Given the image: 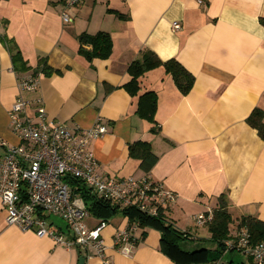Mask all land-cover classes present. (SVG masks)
Here are the masks:
<instances>
[{
  "label": "crops",
  "instance_id": "crops-1",
  "mask_svg": "<svg viewBox=\"0 0 264 264\" xmlns=\"http://www.w3.org/2000/svg\"><path fill=\"white\" fill-rule=\"evenodd\" d=\"M62 10L61 0H0V34L15 40L33 68L47 57L59 70L41 74L37 90H23L11 53L0 41V156L2 141L21 143L10 119L16 98L40 99L50 118L69 126L88 128L98 119L108 124V133L91 143L105 176L144 175L129 146L138 140L151 143L159 160L150 175L177 195L166 215L176 225L175 214L193 212L196 230L184 224L189 240L183 248L217 252L220 246L208 225L212 219L200 225L194 216L213 214L221 196L233 217L229 238L237 234L242 216L264 221V140L247 121L255 108L264 110V0H84L70 10L72 22L63 20ZM99 31L111 34L113 50L106 59L90 61L79 52L78 35ZM146 49L162 60L176 58L195 76L192 89L183 94L162 67L143 75L141 92L158 94L154 123L136 113V98L121 86L131 79V62ZM128 221L116 215L103 230L112 264H181L162 249L155 227L141 228L128 253L117 250L114 234ZM94 223L91 218L89 224ZM83 255L84 250L8 224L0 198V264H79ZM91 263L101 264L98 258ZM219 264L253 261L229 251Z\"/></svg>",
  "mask_w": 264,
  "mask_h": 264
},
{
  "label": "built area",
  "instance_id": "built-area-1",
  "mask_svg": "<svg viewBox=\"0 0 264 264\" xmlns=\"http://www.w3.org/2000/svg\"><path fill=\"white\" fill-rule=\"evenodd\" d=\"M61 1L63 20L72 22L70 10L84 0ZM174 26L179 28L180 24ZM38 84V77L19 80V86L26 91L37 90ZM10 119L21 143L1 142L5 153L0 156V198L7 212V223L34 231L40 237H51L66 248L84 250V264H92L94 258L101 264L112 263L103 237L109 221L91 215L84 198L76 192L79 183L113 206L137 207L151 216L161 210L166 213L176 201L177 195L150 173L120 178L99 173L91 143L108 133L109 126L103 119L88 128L69 126L50 118L42 100L32 102L22 95L14 101ZM211 213H200L194 218L202 225L212 219ZM55 217L64 221L65 229L55 222ZM91 218L96 223L89 224ZM141 228L145 227L139 222L128 221L125 227L117 229L113 239L116 249L128 253L130 244L138 241ZM229 251L251 256L253 264H264V240L252 244L245 226L226 240L224 254Z\"/></svg>",
  "mask_w": 264,
  "mask_h": 264
},
{
  "label": "trees",
  "instance_id": "trees-1",
  "mask_svg": "<svg viewBox=\"0 0 264 264\" xmlns=\"http://www.w3.org/2000/svg\"><path fill=\"white\" fill-rule=\"evenodd\" d=\"M122 17L121 13H117ZM264 24V19H262ZM80 42L79 52L92 61L94 58H108L113 50V40L109 32L99 31L95 34L83 32L78 35ZM0 41L6 46L12 56L13 69L18 73L19 79H25L21 75L23 72L32 70V77H39L41 74L51 75L59 70L53 68L47 60V57H41L38 65L33 68L24 58L19 46L14 39L7 34H0ZM162 67L166 73L170 74L174 79L177 87L183 94H187L195 83V76L176 58L168 60L160 59L157 54L146 49L143 51L141 58L134 60L128 67L131 79L121 85L129 94L136 98V113L152 123H154L156 112L158 109V94L154 90L141 92V79L143 75L154 68ZM248 123L258 130L259 135L264 140V110L260 107L255 108L247 118ZM153 132H157L156 128H152ZM130 155L140 160L139 167L144 173H150L157 164L159 156L153 151L149 141L138 140L130 144ZM83 198L90 211L95 218L110 221L116 215L127 217L129 222H139L142 227H155L161 231L162 249L172 255L175 260L181 264L201 263V262H217L225 252L226 240L230 237V226L233 222L232 214L228 209V202L223 196L219 201V206L213 212V218L208 223L209 230L212 233V239L218 243L217 252L211 256L210 250L201 248L189 251L182 247V243L189 240V232L181 231L173 221L160 211L158 215L151 216L142 212L137 207L119 208L111 205L109 202L97 198L84 185H78L76 190ZM223 197V198H222ZM247 227L251 234L252 244H257L264 240V221L255 216H242L239 219L238 227ZM145 233V232H144Z\"/></svg>",
  "mask_w": 264,
  "mask_h": 264
},
{
  "label": "rangeland",
  "instance_id": "rangeland-1",
  "mask_svg": "<svg viewBox=\"0 0 264 264\" xmlns=\"http://www.w3.org/2000/svg\"><path fill=\"white\" fill-rule=\"evenodd\" d=\"M192 213L193 212H187L186 214H184V216H182V217H179V216H177L176 214L174 215V218L175 219H177V221H178V224H176V226L177 225H179V227H177V228H179V229H181V228H183V229H181V231H183V230H185V231H187L186 229H187V227L184 225V224H187L188 222H189V224L192 226V228H191V230L189 229V231H191V232H194L196 229H195V223H194V221H193V219L191 218V215H192ZM115 217V216H114ZM55 220H56V222L58 223V224H60V225H65L64 224V221L62 220V219H60V218H58V217H55L54 218ZM115 219V218H114ZM186 227V228H185ZM200 242H201V240H200ZM197 244V243H196ZM201 243H199V245H200ZM193 246H195V244L193 245Z\"/></svg>",
  "mask_w": 264,
  "mask_h": 264
},
{
  "label": "water",
  "instance_id": "water-1",
  "mask_svg": "<svg viewBox=\"0 0 264 264\" xmlns=\"http://www.w3.org/2000/svg\"><path fill=\"white\" fill-rule=\"evenodd\" d=\"M85 258L83 256L80 257L79 259V264H84Z\"/></svg>",
  "mask_w": 264,
  "mask_h": 264
}]
</instances>
